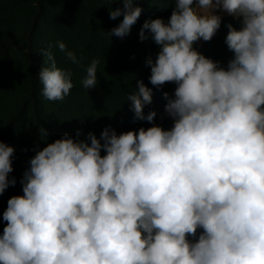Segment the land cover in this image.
<instances>
[{"label":"clouds","instance_id":"9594fccd","mask_svg":"<svg viewBox=\"0 0 264 264\" xmlns=\"http://www.w3.org/2000/svg\"><path fill=\"white\" fill-rule=\"evenodd\" d=\"M102 2L123 4L109 11L123 19L108 36L151 48L139 72L132 62L127 98L148 129L98 116L97 130L82 131L68 110L53 140L41 129L39 151L20 157L22 186L0 140V197L16 190L0 214V264H264V0H147L156 19L145 23L142 0ZM225 44L227 70L214 62ZM51 47L41 94L62 101L74 85Z\"/></svg>","mask_w":264,"mask_h":264},{"label":"trees","instance_id":"16d2710c","mask_svg":"<svg viewBox=\"0 0 264 264\" xmlns=\"http://www.w3.org/2000/svg\"><path fill=\"white\" fill-rule=\"evenodd\" d=\"M142 4L149 10L141 22L156 19L151 15L155 3L142 0ZM122 5H106L102 0H0L3 59L0 61V140L14 148L10 180L15 179L21 185L23 173L29 166L20 157L39 151L37 141L42 138L41 129L46 130V137L53 130L60 132L62 119H68L69 111L77 114L82 131L97 130L98 116H107L113 125L124 127L126 132L138 131L141 127L148 129L145 119H136L127 98L137 91L138 77L132 70V62L138 61L151 48L141 50L146 43L141 46L134 37L107 35L123 19V15L110 19L109 11L123 9ZM226 20V25L238 28L235 20ZM227 31V28L221 29L217 34L225 40ZM58 42H63L67 50L74 52L79 63L68 60L58 49ZM49 45L57 68L70 72L74 85L62 101H48L41 94L43 85L39 72L41 68L50 67L42 51L49 50ZM108 57L110 64L107 63ZM232 58L233 53L225 44L224 51L215 57L214 62H219L227 70ZM93 60L100 61L97 85L86 90L81 81ZM141 63V60L135 63L137 72ZM144 71H150V68L143 67ZM143 116L147 117L144 111ZM78 131L79 128L75 127L71 130L73 134ZM49 139L53 140L52 137ZM12 196H16L15 188L10 196L7 189L0 197V214ZM3 223L0 222V233Z\"/></svg>","mask_w":264,"mask_h":264},{"label":"rangeland","instance_id":"374dc122","mask_svg":"<svg viewBox=\"0 0 264 264\" xmlns=\"http://www.w3.org/2000/svg\"><path fill=\"white\" fill-rule=\"evenodd\" d=\"M216 13V12H215ZM221 14V13H220ZM52 135L50 134V137H51Z\"/></svg>","mask_w":264,"mask_h":264}]
</instances>
